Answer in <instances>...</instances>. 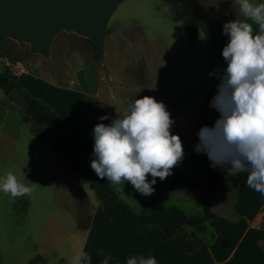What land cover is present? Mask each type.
<instances>
[{
    "label": "rangeland",
    "instance_id": "374dc122",
    "mask_svg": "<svg viewBox=\"0 0 264 264\" xmlns=\"http://www.w3.org/2000/svg\"><path fill=\"white\" fill-rule=\"evenodd\" d=\"M188 1L191 9L201 14L194 43L183 32L182 20L172 18L176 8L166 0H120L104 19L101 57L89 37L64 26L53 33L47 56L31 50L27 42L8 36L4 38V48H0V76L7 70L23 89L17 75L33 78L43 95H32L46 100L78 129L80 126L92 147L94 127L98 123L110 124L117 117L116 109L123 113L128 103L143 96L166 105L175 121L171 133L186 142L181 163L185 188L166 192L157 178L154 193L145 197L129 182L111 185L134 211H139L144 201H149V209L168 205L199 209L194 204L193 187L200 179V166L196 157L186 158L187 151L193 152L195 145L184 127L190 121L192 95L196 104H201L209 83L218 80L221 73L206 32L213 31L228 43L223 25L240 20L252 25L253 35L259 34V26L245 19L236 0ZM250 2L260 4L264 0ZM218 60L225 69L224 58ZM17 63L23 70L15 74L12 71ZM214 70H218L217 75L210 76ZM7 91L8 84L0 79V179L12 171L26 185L35 183L31 195L21 198L12 199L0 192V242L8 264L12 249L26 248L27 229L34 224L40 231L42 217L50 219L53 214L64 222H85V204L95 206L100 202L90 178L67 165L66 172L61 166H53V156L58 153L31 132L30 122L21 119L23 111L8 98ZM102 116L109 119L101 120ZM226 184L230 186L231 181ZM54 188L58 192L53 193ZM61 188H68L67 192ZM262 211L260 227L264 235V204Z\"/></svg>",
    "mask_w": 264,
    "mask_h": 264
},
{
    "label": "clouds",
    "instance_id": "9594fccd",
    "mask_svg": "<svg viewBox=\"0 0 264 264\" xmlns=\"http://www.w3.org/2000/svg\"><path fill=\"white\" fill-rule=\"evenodd\" d=\"M236 2L245 19L259 26V34L253 35L248 22L235 20L223 25V33L229 37L222 50L227 67L219 75L217 93L210 102L219 118L197 132L199 143L194 150L206 154L213 167L230 165L234 171L248 172L247 186L264 194V3ZM116 112L110 124L98 123L93 129L91 169L113 186L129 182L141 195L150 196L157 178L165 180L183 161V142L171 133L175 121L166 105L151 96L135 99L123 113ZM34 187L35 183L26 185L12 171L0 179V192L12 199L31 195ZM111 259L106 256L101 264ZM70 264H92V258L81 250ZM126 264L157 261L154 256H132Z\"/></svg>",
    "mask_w": 264,
    "mask_h": 264
},
{
    "label": "crops",
    "instance_id": "0c3cea01",
    "mask_svg": "<svg viewBox=\"0 0 264 264\" xmlns=\"http://www.w3.org/2000/svg\"><path fill=\"white\" fill-rule=\"evenodd\" d=\"M216 61L222 74L224 68L218 58ZM26 76L17 75V81L31 94L41 97L43 94L36 89L33 78ZM218 83L219 78L209 83L201 96V104H196L192 95L190 121L184 130L190 132L194 145L199 143L197 132L205 125L211 127L219 118V113L210 107ZM79 129L82 130L80 126ZM187 152L186 158L196 157L200 166V179L193 187L194 204L214 232L208 244L185 251L166 239L116 225L106 216L100 203L95 206L86 203L88 220L85 222L69 219L64 222L52 214L50 219L41 218L40 231L32 224L25 234L28 239L26 248L12 249L8 264H70L72 256L81 250L91 256L92 264H101L106 256L112 257L108 264H126L132 256H154L157 264H264V235L260 227L264 194L247 186L248 172L234 171L230 165L213 167L206 154L195 150L194 153ZM52 164L67 171V162L59 153L53 156ZM228 180L230 186L226 184ZM158 182L166 192L185 188L181 164L173 168L165 180L159 179ZM67 189L61 188V191L67 192ZM55 192H58L57 188H54ZM2 248L0 242V264H7Z\"/></svg>",
    "mask_w": 264,
    "mask_h": 264
},
{
    "label": "trees",
    "instance_id": "16d2710c",
    "mask_svg": "<svg viewBox=\"0 0 264 264\" xmlns=\"http://www.w3.org/2000/svg\"><path fill=\"white\" fill-rule=\"evenodd\" d=\"M166 1L175 6L176 9L171 13L172 18L182 20L183 32L194 43V32L201 20V14L191 9L188 0ZM206 34L215 55L222 59V50L227 43L213 31H207ZM1 77L8 84V88L14 85L20 87L29 101L28 107L22 109L21 119L30 122L31 132L39 140L50 144L73 171L91 179L96 197L112 222L131 231L166 239L185 251H192L211 241L214 232L199 209L184 210L174 205L149 209V201H145L139 211L132 210L107 179L101 180L91 169L93 147L87 136L46 100L39 99L21 88L7 70L1 72Z\"/></svg>",
    "mask_w": 264,
    "mask_h": 264
},
{
    "label": "water",
    "instance_id": "95a60500",
    "mask_svg": "<svg viewBox=\"0 0 264 264\" xmlns=\"http://www.w3.org/2000/svg\"><path fill=\"white\" fill-rule=\"evenodd\" d=\"M120 0H0V48L5 36L25 41L31 50L48 55V44L61 26L89 37L98 55L104 50V19ZM1 81L2 77L0 76ZM4 82V81H3ZM8 98L21 109L29 105L20 87Z\"/></svg>",
    "mask_w": 264,
    "mask_h": 264
},
{
    "label": "built area",
    "instance_id": "2783aa9c",
    "mask_svg": "<svg viewBox=\"0 0 264 264\" xmlns=\"http://www.w3.org/2000/svg\"><path fill=\"white\" fill-rule=\"evenodd\" d=\"M15 66H16V70H13L12 73H15L16 74V73L21 72L23 70L22 65H19L17 63V64H15Z\"/></svg>",
    "mask_w": 264,
    "mask_h": 264
}]
</instances>
